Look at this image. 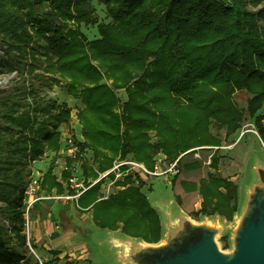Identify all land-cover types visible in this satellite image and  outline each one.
Here are the masks:
<instances>
[{
	"label": "trees",
	"instance_id": "1",
	"mask_svg": "<svg viewBox=\"0 0 264 264\" xmlns=\"http://www.w3.org/2000/svg\"><path fill=\"white\" fill-rule=\"evenodd\" d=\"M97 1L111 22L99 25V37L88 40L78 24L96 23L91 0H0V76L16 73L0 89V264H58L57 258L42 260L30 252L23 231L29 164L45 149L57 150L55 128L69 113L42 96L35 79L24 78L40 67L37 51L46 56V71L80 95L83 133L113 140L148 166L153 151L172 161L184 153L180 164L192 147L220 145L210 127L229 137L247 118L264 143V7L248 10L254 0ZM116 89L126 94L121 104ZM236 90L250 95L245 107L233 99ZM217 154L211 156L214 169ZM207 179L225 189L226 207L219 212L230 217L237 209L236 185L219 174ZM45 185L62 191L49 171ZM113 196L122 207L129 198L126 204L149 219L146 232L124 222L125 235L159 241L157 213L139 190L128 187ZM213 198L206 197L201 209L215 207Z\"/></svg>",
	"mask_w": 264,
	"mask_h": 264
},
{
	"label": "rangeland",
	"instance_id": "2",
	"mask_svg": "<svg viewBox=\"0 0 264 264\" xmlns=\"http://www.w3.org/2000/svg\"><path fill=\"white\" fill-rule=\"evenodd\" d=\"M91 4L95 10L96 23L85 24L81 22V24H78L80 25V31H82L88 40L99 37V25L111 22L104 4L99 3L97 0H91ZM246 6L250 11L260 10L264 7V0L248 1ZM47 9L48 7L45 5L41 6L39 11L42 12ZM4 47L5 44L0 40V53H2ZM36 57L38 59L37 64L40 67H36L28 75L29 77L24 78L35 79V88H38L42 96L49 97L59 106L68 108L69 111L66 119H64L65 121L59 122L55 128L58 131L57 150L45 149L39 159L29 164L31 177L38 180L37 184L39 182V185H37L39 192L37 194H41L42 191L56 195L75 194L76 190L74 191L68 185V178L71 176H77V181H82L84 186L95 183V181L98 182L96 184L97 187L89 188L77 198L72 197L68 200H38L49 201L50 204H55L52 202H64V204H56V209L54 208L55 214L57 215L61 211L60 218L62 221L67 223L68 227L74 229L79 240L86 243L84 245V254L86 253L87 255V258L80 259L81 253L79 249L74 250L73 255L60 253V250L55 249H46L41 254L34 250L40 259L53 258L55 260L57 258L58 264H119L113 261L109 257V254V256L105 254L103 245L99 239L100 232L125 235L123 231L124 222L128 223L130 228L141 229L143 232H146L149 228V219L143 217L144 214L138 212V209L129 206V203L126 204L129 198L124 199V207H122L121 202H118L119 200H115L116 197L113 194L125 191L128 187L139 190V194L144 196L149 206L156 213L155 209L157 208H155L154 204L169 199L172 200L174 206L179 207L194 221L205 220L223 225L224 230L217 240L222 249H229L228 246L223 247L224 244L221 239L224 238L229 243L237 213L243 200V189L251 177L249 170L253 153L256 152L257 154L255 155H259L261 161L264 162V143L260 140L257 132L250 130L254 129L252 118H247L229 137H225L223 130L217 131L213 127H210V132L222 140L221 144L196 146L185 151L186 153L192 150L193 154L184 157L180 164L177 161L179 172L175 175L154 176L138 168L137 170L128 166L114 169L116 162L122 160L141 162L148 170H152L155 159L159 156L165 159L166 164L172 160H169L160 150L153 151L151 154L152 165L148 166L144 161L135 159L131 153L126 152L124 148H121L111 139L99 135L87 137L83 133L84 121L82 119V111L84 110V104L80 95L70 92L66 87L64 79L46 71V56L43 53L37 51ZM15 75V72L1 75L0 89L8 88L14 81ZM104 79L106 80L105 77ZM106 81L110 83V80ZM115 92L121 104L126 99V94L123 89H116ZM249 96L245 90H236L233 94V99L238 106L245 107ZM263 110L264 107L260 109V112ZM55 129L52 128V130ZM65 138H71L77 146L74 155L68 156L65 153ZM149 138L151 143L154 142L153 131L150 132ZM215 151L218 152L216 169L210 165L211 156ZM182 154L184 153L177 156L178 160ZM192 162H198L196 167L188 170L184 168L183 164H190ZM161 167L163 168L164 165L161 164ZM47 171L55 178L56 182H60L62 185L61 192L57 191L55 186L51 187V189H47L46 185L44 186V176ZM212 173L219 174L220 177L236 185L237 209L228 218L219 212L220 209L226 207V201L222 195L225 189L223 187H214L211 184L207 176ZM210 196L214 197L215 207L201 209L202 201ZM135 200L142 203V200L138 196L135 197ZM61 205L64 207L66 205V207L63 209L60 207ZM23 207H25V204ZM128 210L137 211V214H131L138 216V218L132 217ZM33 212H35L34 207L31 211V217L33 216ZM158 212L156 215L159 224L158 234L160 235V240L164 230L161 227L160 216L158 215H161V213L160 211ZM131 237L138 240L144 239L142 236ZM33 244L30 238V245L34 249ZM88 258L90 259L88 260Z\"/></svg>",
	"mask_w": 264,
	"mask_h": 264
},
{
	"label": "water",
	"instance_id": "3",
	"mask_svg": "<svg viewBox=\"0 0 264 264\" xmlns=\"http://www.w3.org/2000/svg\"><path fill=\"white\" fill-rule=\"evenodd\" d=\"M255 154L229 249L217 240L223 225L194 221L168 199L154 204L164 230L159 241L102 233L105 254L119 264H264V162Z\"/></svg>",
	"mask_w": 264,
	"mask_h": 264
},
{
	"label": "crops",
	"instance_id": "4",
	"mask_svg": "<svg viewBox=\"0 0 264 264\" xmlns=\"http://www.w3.org/2000/svg\"><path fill=\"white\" fill-rule=\"evenodd\" d=\"M52 203L55 204H50L49 201H37L33 206L35 212L31 217V241L34 243V250L41 254L46 249H55L60 250V253L73 255L74 250L79 249L80 259L87 258L86 253L84 254L86 243L79 240L74 229L62 221L61 211L57 213L58 217L55 214L56 204H64V202ZM60 207L64 209L66 205ZM102 233L105 232H100Z\"/></svg>",
	"mask_w": 264,
	"mask_h": 264
},
{
	"label": "built area",
	"instance_id": "5",
	"mask_svg": "<svg viewBox=\"0 0 264 264\" xmlns=\"http://www.w3.org/2000/svg\"><path fill=\"white\" fill-rule=\"evenodd\" d=\"M254 132H257L254 129H250ZM64 151L68 156L74 155L76 150H77V146L75 145V143L73 142V140L71 138L68 139H64ZM165 159L162 156H159L157 159H155V162L153 164V168L152 170H148L143 163L141 162H136L133 160H122V161H117L116 164L114 165V169L118 168V167H122V166H128L130 168L133 169H139L142 170L143 172L149 173L151 175L154 176H158V175H175L179 172V168L177 165V161L178 158L175 159V161H171L168 162L167 164L164 161ZM161 164L164 165V167H161ZM137 169V170H138ZM78 177L77 176H71L68 178V185L71 189H74V191L76 190V193L73 195H69V194H61V195H56V194H51V193H46L44 191H42L41 194H37L39 192V190H37V185H39V182L37 184V179L36 178H32L30 175L27 187L25 189V200H24V235L26 238V244L30 250V252H32L37 258L38 256L35 254L34 249L31 247L30 245V238H31V211L32 208L34 206V204L38 201V200H45V199H71L72 197H78L82 192H84L88 187H90L91 185H93L94 183H91L87 186L83 185V182H78L77 181ZM96 182V181H95Z\"/></svg>",
	"mask_w": 264,
	"mask_h": 264
}]
</instances>
